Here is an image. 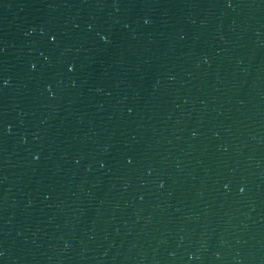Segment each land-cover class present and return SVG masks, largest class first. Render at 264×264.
<instances>
[{
	"label": "water",
	"instance_id": "95a60500",
	"mask_svg": "<svg viewBox=\"0 0 264 264\" xmlns=\"http://www.w3.org/2000/svg\"><path fill=\"white\" fill-rule=\"evenodd\" d=\"M0 264H264V0H0Z\"/></svg>",
	"mask_w": 264,
	"mask_h": 264
},
{
	"label": "snow or ice",
	"instance_id": "6c2138e0",
	"mask_svg": "<svg viewBox=\"0 0 264 264\" xmlns=\"http://www.w3.org/2000/svg\"><path fill=\"white\" fill-rule=\"evenodd\" d=\"M107 39V37H105ZM53 39H55V37H53Z\"/></svg>",
	"mask_w": 264,
	"mask_h": 264
}]
</instances>
